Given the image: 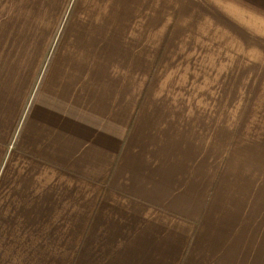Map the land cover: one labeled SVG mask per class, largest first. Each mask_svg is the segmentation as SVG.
<instances>
[{"label": "crops", "instance_id": "crops-1", "mask_svg": "<svg viewBox=\"0 0 264 264\" xmlns=\"http://www.w3.org/2000/svg\"><path fill=\"white\" fill-rule=\"evenodd\" d=\"M0 264H264V0L0 12Z\"/></svg>", "mask_w": 264, "mask_h": 264}, {"label": "rangeland", "instance_id": "rangeland-1", "mask_svg": "<svg viewBox=\"0 0 264 264\" xmlns=\"http://www.w3.org/2000/svg\"><path fill=\"white\" fill-rule=\"evenodd\" d=\"M36 1L38 0H0V12H5V8L18 9L23 6L28 7ZM2 16L5 17V15ZM255 43L260 44L261 41L257 40Z\"/></svg>", "mask_w": 264, "mask_h": 264}]
</instances>
